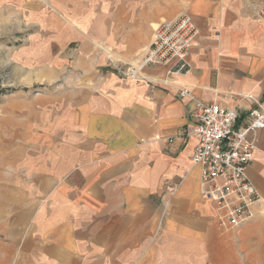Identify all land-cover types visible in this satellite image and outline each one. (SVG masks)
Here are the masks:
<instances>
[{
  "label": "crops",
  "instance_id": "obj_1",
  "mask_svg": "<svg viewBox=\"0 0 264 264\" xmlns=\"http://www.w3.org/2000/svg\"><path fill=\"white\" fill-rule=\"evenodd\" d=\"M260 2L0 0V35H27L5 64L28 90L0 107V264H264V127L247 168L260 202L222 227L191 160L193 101L177 95L241 118L264 107ZM183 11L198 28L187 71L165 85V65L111 69Z\"/></svg>",
  "mask_w": 264,
  "mask_h": 264
},
{
  "label": "built area",
  "instance_id": "obj_2",
  "mask_svg": "<svg viewBox=\"0 0 264 264\" xmlns=\"http://www.w3.org/2000/svg\"><path fill=\"white\" fill-rule=\"evenodd\" d=\"M256 16L264 22V0ZM197 35L194 20L183 11L155 27L150 45L137 62L114 63L109 59L108 64L119 75L133 79L141 78L147 65L168 66L161 79L167 85V76L189 69L186 57ZM177 95L193 101L188 136L196 141L191 160L199 168L200 196L215 204L219 225L238 227L252 217L253 207L260 202L247 168L258 149L257 131L264 127V107L256 103L241 118L237 108L196 99L185 87L178 88ZM168 191L173 193L174 187H168Z\"/></svg>",
  "mask_w": 264,
  "mask_h": 264
},
{
  "label": "rangeland",
  "instance_id": "obj_3",
  "mask_svg": "<svg viewBox=\"0 0 264 264\" xmlns=\"http://www.w3.org/2000/svg\"><path fill=\"white\" fill-rule=\"evenodd\" d=\"M25 30H5V34L0 35V107L5 103L7 97L15 94L25 95L26 89L24 85H18L10 81V69L6 66L8 58V50L19 49L23 41L27 38V35L22 34ZM112 69V68H111ZM43 85H37V87H31V91H39Z\"/></svg>",
  "mask_w": 264,
  "mask_h": 264
}]
</instances>
